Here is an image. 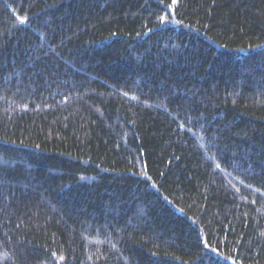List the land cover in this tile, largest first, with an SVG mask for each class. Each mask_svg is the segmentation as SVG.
<instances>
[{
  "label": "trees",
  "instance_id": "16d2710c",
  "mask_svg": "<svg viewBox=\"0 0 264 264\" xmlns=\"http://www.w3.org/2000/svg\"><path fill=\"white\" fill-rule=\"evenodd\" d=\"M0 264H264V0H0Z\"/></svg>",
  "mask_w": 264,
  "mask_h": 264
},
{
  "label": "snow or ice",
  "instance_id": "6c2138e0",
  "mask_svg": "<svg viewBox=\"0 0 264 264\" xmlns=\"http://www.w3.org/2000/svg\"><path fill=\"white\" fill-rule=\"evenodd\" d=\"M172 2H173V3H175V2H176V0H172Z\"/></svg>",
  "mask_w": 264,
  "mask_h": 264
}]
</instances>
